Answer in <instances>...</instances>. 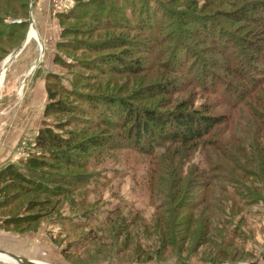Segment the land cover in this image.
Wrapping results in <instances>:
<instances>
[{
	"label": "rangeland",
	"instance_id": "rangeland-1",
	"mask_svg": "<svg viewBox=\"0 0 264 264\" xmlns=\"http://www.w3.org/2000/svg\"><path fill=\"white\" fill-rule=\"evenodd\" d=\"M60 1L61 10L51 0H0V170L11 164L30 182L24 184L27 191L19 187L5 191L0 186V250L43 264H264L263 187L258 162L247 160L256 154L254 146L260 141L252 137L259 138L260 133L251 128L247 111L232 112L231 130L222 125L208 136L221 142H200L191 156L175 152L172 160L170 149H158L156 158L115 138L113 149L100 146L85 156L75 148L60 149L62 154L37 146L36 137L44 129L76 143L104 137L106 132L98 125L104 107L86 97L123 100L158 111L174 110L182 101L196 108L215 100L184 82V71L169 62L168 37L143 47L142 30H108L90 20L97 12L95 0L83 9L82 20L62 16L78 0ZM176 5L183 8L179 2ZM20 22L26 24L20 27ZM28 32V41L12 57L4 78V61ZM118 37L129 40L125 49L132 54L122 55L128 67L141 58L135 74H116L107 68L110 63H100L111 53L121 56ZM99 43L114 48L92 54L85 47ZM74 46L80 50L73 51ZM47 81L54 100L48 98ZM160 86L173 92H159ZM55 101L70 110L46 114ZM220 112L230 110L225 105L212 108V113ZM62 155L76 159L78 166L61 167L54 158ZM32 160L37 168L30 166ZM166 165L175 166L170 174ZM187 178H192L191 186ZM170 182L177 183L180 192L172 205ZM183 197L198 205H185L176 212ZM0 253V264H21Z\"/></svg>",
	"mask_w": 264,
	"mask_h": 264
},
{
	"label": "trees",
	"instance_id": "trees-1",
	"mask_svg": "<svg viewBox=\"0 0 264 264\" xmlns=\"http://www.w3.org/2000/svg\"><path fill=\"white\" fill-rule=\"evenodd\" d=\"M178 2L183 5V8L176 5ZM199 2V0H95L93 5H97L98 13L91 14L89 19L108 30L134 31L136 28L142 30L145 33L143 34L144 42L139 45L142 44L143 47L158 45L160 43L158 38L168 37V48L172 50L169 62L177 63V66L181 67L184 71L183 75L186 76L184 82L193 84L199 88L200 92L215 99L211 105L207 100L195 108L192 102L182 101L174 110L158 111L139 108L123 100L86 97V101L93 102L95 106L104 107L103 115L98 113L100 116H98V122H100L98 125L103 128L106 135L101 138H83V141L76 143L72 141V138L62 139L51 129H44L36 137L37 146L53 147L54 153L62 152V154L64 152L60 149L75 148L77 152L85 156L90 154V149L96 150L100 146L113 149L115 144L112 143V138H115L127 141L129 149L147 156H156L158 149L164 151L170 149L174 154H169L168 158L172 160L174 155L178 154L175 152H179V155L191 156L190 153L198 148L200 142H212V145L221 142L218 139H209L208 136L216 133L215 130L222 125H225V130L230 129L231 119L229 118L234 116L231 115L232 112L245 110L251 118L248 120L251 128H254V132L260 133L259 138L252 137L260 141L254 146L257 149L256 154L247 157V160L252 163L258 162L259 179L262 182L264 194V0H236V2L235 0H203V3ZM90 4V0L88 2L78 0L70 10L62 14L63 19H84L86 11L83 9ZM224 6H231V8L221 10ZM209 7L214 10L206 11ZM18 24L20 27L25 25L23 22ZM237 24L241 25L236 27ZM151 26L153 29L149 30ZM240 29L244 33H241ZM121 37L116 40L118 46H123L121 56L111 53L109 58L101 59L100 63L102 66L110 63L107 68L116 74L121 72L135 74L138 70L135 69V65L137 64L136 68L140 67L141 58L139 57V61L135 59V62L132 60L135 63L134 67H128L130 63L123 57L132 54L125 49L129 40L125 41ZM82 42L81 49H83ZM60 47L64 48L63 45ZM74 47L76 48L73 51L80 50L78 46ZM85 47L92 54L114 48L107 43ZM139 50L140 48L137 51L133 50V53ZM122 68L126 71L119 70ZM167 83L173 87L171 80ZM167 86H160L157 91L170 93L172 88L168 89ZM51 90L50 82L47 81L48 98L54 100L56 95ZM174 90L178 89L174 88ZM51 105L48 109L46 108V114L49 111L63 113L70 110L60 101H55ZM220 105L227 106L230 113H212V108ZM100 110L98 107V112ZM109 116L114 117V120ZM110 130L115 131V135H111L112 133L108 132ZM225 150L227 151V148ZM63 156L54 158L61 162V167L78 166L74 161L76 159L67 155ZM156 163L163 165L159 164V160H156ZM38 165L36 160L30 161L31 167L37 168ZM165 167L170 168L165 170L170 174L175 166L166 165ZM192 178L186 179L187 185L191 186ZM61 180V183L67 184V181ZM232 182L236 183L235 180ZM25 183L30 182L11 164L0 170V186L5 187L3 190L9 191L16 187L24 189L23 191L30 190L23 188L26 186ZM195 183L197 182H193ZM176 184L170 182L168 195L170 205H172L173 197L176 198V195L180 193ZM31 185L37 187L38 192H42L37 184L31 182ZM197 185L200 184L197 183ZM58 188L62 189V186ZM168 196L165 199L166 202ZM183 199L184 201L176 205V212L185 205L193 207L198 205L190 204L188 197ZM174 200L173 203H175ZM177 208H179L178 211Z\"/></svg>",
	"mask_w": 264,
	"mask_h": 264
},
{
	"label": "water",
	"instance_id": "water-1",
	"mask_svg": "<svg viewBox=\"0 0 264 264\" xmlns=\"http://www.w3.org/2000/svg\"><path fill=\"white\" fill-rule=\"evenodd\" d=\"M29 21H30V27L33 26V23H32V16L30 14V17H29ZM26 41H28V38L26 36V38L23 40V43L17 48L15 49L11 54L10 56H8V58L4 61V64H3V70L6 69L7 65L12 61V57L14 55H17V53L23 48V46L25 45ZM0 252H2L0 250ZM10 256H12L13 258L17 259L18 263H21V264H36L35 261L33 259H28V258H25V257H22L20 255H17V254H12V253H8Z\"/></svg>",
	"mask_w": 264,
	"mask_h": 264
},
{
	"label": "built area",
	"instance_id": "built-area-1",
	"mask_svg": "<svg viewBox=\"0 0 264 264\" xmlns=\"http://www.w3.org/2000/svg\"><path fill=\"white\" fill-rule=\"evenodd\" d=\"M53 3V6H54V8H59V10H61V8H62V2L60 1V0H51ZM72 1V0H71ZM73 2H71V4L70 5H68V6H73V4H72ZM64 6H67V5H64ZM54 13L56 12L55 10L53 11Z\"/></svg>",
	"mask_w": 264,
	"mask_h": 264
},
{
	"label": "bare ground",
	"instance_id": "bare-ground-1",
	"mask_svg": "<svg viewBox=\"0 0 264 264\" xmlns=\"http://www.w3.org/2000/svg\"><path fill=\"white\" fill-rule=\"evenodd\" d=\"M33 28V26L32 27H30V29H32ZM30 29H29V32H30ZM29 32H28V35H27V38H28V36H29ZM4 67H2V69H3ZM4 71V78H5V71H6V69L5 70H3ZM3 253H6L5 254V256H10L9 254H8V252H5V251H2ZM2 256V253H0V257ZM12 257V256H11ZM17 260V259H16ZM17 263H18V261H17ZM36 264H42V263H38V262H35Z\"/></svg>",
	"mask_w": 264,
	"mask_h": 264
},
{
	"label": "crops",
	"instance_id": "crops-1",
	"mask_svg": "<svg viewBox=\"0 0 264 264\" xmlns=\"http://www.w3.org/2000/svg\"><path fill=\"white\" fill-rule=\"evenodd\" d=\"M35 261V260H34ZM35 262H38V263H42V262H39V261H35ZM43 264V263H42ZM46 264V263H45Z\"/></svg>",
	"mask_w": 264,
	"mask_h": 264
}]
</instances>
